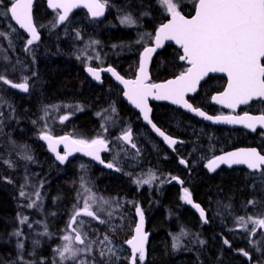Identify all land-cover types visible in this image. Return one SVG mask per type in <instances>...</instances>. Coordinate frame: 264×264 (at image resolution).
<instances>
[{
	"label": "trees",
	"instance_id": "obj_1",
	"mask_svg": "<svg viewBox=\"0 0 264 264\" xmlns=\"http://www.w3.org/2000/svg\"><path fill=\"white\" fill-rule=\"evenodd\" d=\"M114 1L121 9L117 14H131L136 20L133 27L122 26L117 21L118 16H114L113 11L107 5V14L102 21L89 18L87 11L84 9L75 11L70 18L81 15L83 25L78 27L76 24H72L69 26V30L71 34L79 32L84 37L99 40L102 51L107 50L111 43L117 44L119 47L117 51H114L117 55L113 56L111 62L106 64L112 65L123 76L129 77L133 76L138 68L141 52L140 46L133 48V41L141 32L147 31L151 32L150 38H153L155 30L169 17V13L158 4V0ZM173 2L177 4L178 11L190 16L194 13L197 0H173ZM7 6L8 1L6 0L5 7ZM33 14L35 23L40 27L41 32L37 74H39L38 79L42 84L37 87L33 94H17V96L15 93L7 104H0V264L55 263L56 239L42 238L35 241L37 238H34V234L27 232V230L24 232L26 237L23 239L20 236L11 235V230L17 227V224L12 223L11 219L14 214L17 215L20 206L27 200L25 196L20 195L21 191H25L23 173H21L20 168H28L31 165L32 169L39 171V176L36 177V180H33L43 182L48 187V193H50L48 194L46 209L47 216L51 220V225L48 226L50 231L56 232V234L59 233L65 225H68L69 220L67 219L71 217L69 210H66V208L74 201V195L78 190L81 176L75 165L72 169H69L71 162L63 166L57 163L48 154L46 146L40 139L39 133L44 126L42 113L45 108L56 103L82 105L85 110L72 116L70 121L75 123L77 134L88 139L99 129L100 120L95 116V112L101 108L116 106L119 117L124 120L125 116L129 121L133 115L138 116L137 112H134L135 110L121 98L119 90L112 83V80L109 83L106 81L105 86H99L90 79L82 63L77 60L76 46L72 37L65 39V41L62 37V31L59 29L60 27H54L55 29L53 28L50 37L46 34L41 27L42 22L50 20L54 24L57 19L56 11L48 9L45 0L35 1ZM8 20L10 24H13L12 19L8 17ZM76 28L79 30L77 31ZM180 54L181 50L171 44L160 50L154 56L151 65L152 80H165L181 73L185 66L179 59ZM7 72L2 71L0 75L11 80V73L7 74ZM16 79L14 77L12 80ZM205 82L202 84L203 90L200 91V94L203 99L207 98L209 100L206 93L211 90L209 87L211 84L208 81ZM210 94L208 93V95ZM152 106L153 119L164 126L167 131L174 134L179 133L182 136V132L193 129V127H185L179 117L175 116L173 106L156 102H153ZM206 107L211 108L212 106L209 103ZM8 110H11L12 117L15 118H6ZM2 112L5 113V117ZM173 116L174 121L171 120ZM194 126L196 127V125ZM61 129L56 130V134L68 131V128ZM191 143L198 150L200 141L194 139L193 136ZM15 145L19 148L21 145L30 146L22 153L25 156H31L32 159H20L19 156H16L17 150H11L12 166L10 170L9 164L4 161H9L8 149L10 146L12 148ZM105 157H111L110 151ZM77 159L81 158L77 157ZM27 160L30 164L24 163ZM165 166L163 165L167 170L169 167L168 161L165 162ZM85 167L80 171H89L96 184H102V187H104V184L109 185L108 188L105 186L107 190H104V193L116 198L115 202L116 200L120 201L119 195L127 196L129 200H132L129 195L134 196V202L142 199L138 195L132 194L134 188L127 185L122 177L118 178L119 174H115L114 177L103 183L102 180L107 178H104L105 172L102 168L97 167L90 161L87 162V165L85 164ZM196 174L190 182L185 183V186L190 189L195 198L201 199L204 192L208 191L215 196L222 195L223 204L227 207L230 201L238 204L247 200L248 196H254L256 203L260 201L255 208L264 207V183L250 185L238 178L237 176H241V174L234 171L223 173L225 178L218 180L215 176H208L203 183L202 181L205 179L203 176H207L205 171L202 170L200 174ZM179 187L177 183L166 184L157 195L152 197V202L146 204V206H150L149 209H158L159 226L158 230L151 231L150 244L152 245L151 242L157 240V234L159 239L161 238V242L160 245L156 243L157 248H152V246L151 250L150 247L148 248V256L143 264H264V242L258 244L256 242H245L244 240L238 242L232 239L230 236L232 225L228 223L231 222L229 214L224 213L221 219L216 215H208L209 225L203 223L200 217L192 211H188L190 214H177L174 201L178 200L177 191L180 189ZM142 201H144V205L148 202L146 199H142ZM50 215L54 217L52 218ZM230 215L232 214L230 213ZM174 219L178 222L177 224ZM219 222H223L225 225L221 228ZM95 225L96 228L103 230L98 222ZM176 230L180 233V235H177L180 236L178 248L173 247L172 236ZM182 230L186 231L188 235H181ZM93 234L98 235L99 233L95 230ZM119 234H122V231ZM128 234L130 235L131 231ZM221 236L224 239L228 236L227 240L230 242V247L223 243ZM116 237V240L123 241L126 235L122 237V235L117 234ZM21 240H24V242H19ZM201 240L204 241L203 244L199 242ZM21 243L23 248L18 247ZM240 249L248 251L251 260L244 257L239 252ZM61 264H74V262L66 261ZM99 264H128V260L124 259V262L121 263L115 256L106 257L100 259Z\"/></svg>",
	"mask_w": 264,
	"mask_h": 264
},
{
	"label": "snow or ice",
	"instance_id": "obj_2",
	"mask_svg": "<svg viewBox=\"0 0 264 264\" xmlns=\"http://www.w3.org/2000/svg\"><path fill=\"white\" fill-rule=\"evenodd\" d=\"M33 0H8V6L5 9H0V14L8 16L14 20L21 29H25L31 34V38L27 40V44L31 45L34 41L39 40L37 28L34 25L31 14ZM81 2L91 12L92 17H100L104 14L107 0L104 3L101 0H48L50 7L53 9L63 10V13L57 12L58 23L68 19L69 12L76 7H79ZM4 0H0V5H3ZM158 4L164 10L171 14V19L168 23L162 24L155 35L156 46L159 47L164 40H174L183 49V55L180 60L187 61L191 67L185 72L180 73L174 79L168 80L160 84L146 83L148 76L145 71V64L151 54L156 51L154 47L144 49L143 60L140 67V75L135 80H124L113 69L108 71L116 76L127 88L124 95L143 112V118L149 120V112L147 100L149 96H155L158 100H171L173 103L182 105L184 108L198 113L200 116H206L203 111L194 108L186 99L185 96L189 92H195L200 80L209 72L226 73L228 77L227 89L218 96L213 97L220 104H226L229 108H235L238 104L248 103L249 100L255 98H264V0H198V5L195 8V15L191 19L182 15L177 4L173 0H158ZM121 24L134 25L135 19L131 14H126L120 19ZM56 24H53L55 27ZM151 35V34H148ZM88 71L100 80L99 71L89 68ZM0 81L27 92L29 85L27 78H24L23 83L13 84L6 77L0 75ZM155 90V92L153 91ZM115 112V108H112ZM101 115V113H97ZM209 120H224L229 123H242L250 129H255L257 124L264 125V115L253 117L245 114L243 117L231 116H207ZM62 119H68L67 116ZM152 128L163 137L169 144L174 145L177 141L167 136L163 131L152 124ZM41 138L48 142V148L56 153V158L63 162L72 152H86L87 155L93 156L96 160H100V151L107 147V142L102 138H96L91 142L84 139H70L67 136L53 138L51 135L42 133ZM123 141L131 144L132 148L136 145L132 143L131 129L123 133L122 137H118ZM64 144L68 151L64 155H60L57 151V146ZM25 159L31 160V156H25ZM11 167V162L4 161ZM103 163V161H100ZM180 163L186 165V161L181 160ZM221 163L229 165L245 164L249 169H260L264 165V155L257 152L256 149L240 150L238 152L227 153L224 156H218L208 161L207 168L211 171ZM107 167H114L109 163ZM149 178L146 180H137V184H151L156 179L154 173L149 172ZM264 175V174H262ZM173 179H178L173 177ZM182 183V182H181ZM88 193L87 199L84 200L83 208L75 213L72 217V222H76L77 217L83 213L87 217H92L95 220L105 223L101 220L96 212L92 211V205L96 204L100 211H103V205L110 204L109 200L103 197H97L90 189H85ZM21 196L25 193L21 191ZM182 199L189 205L193 204L192 195L189 189L184 188ZM250 205L256 201L250 200ZM32 205H29L31 207ZM200 210V216L204 217L205 212L200 208L199 204L194 205ZM140 220L135 228V235L126 241L130 245L131 257L130 264H137V258L143 264L146 258V241L147 234L143 231L144 218L143 213L137 208ZM112 215L111 212L108 213ZM26 219V218H25ZM238 227L248 230V225L251 223L254 227L251 229L252 235L255 234L256 226L264 228V219H254L249 217H237ZM23 222V221H21ZM206 222V221H205ZM83 225V221H80ZM75 236L65 235L63 240L66 242L62 247L58 248L60 261L76 260L81 252H91V244L85 248L74 247L73 239L79 242L80 245L85 244V240L81 234L72 229ZM15 235L19 236L17 232ZM181 235L186 236L188 233L184 230ZM105 239H108L106 236ZM173 247L178 248L180 236L173 237ZM201 244L204 241H199ZM223 243L230 247V242L224 239ZM250 243H253L250 241ZM18 247L23 248V244ZM259 250V249H257ZM113 256L115 251L108 249ZM239 252L251 260V255L248 251L240 249ZM103 257L105 253L100 252ZM119 259V257H117ZM80 264H87L81 260Z\"/></svg>",
	"mask_w": 264,
	"mask_h": 264
},
{
	"label": "rangeland",
	"instance_id": "obj_3",
	"mask_svg": "<svg viewBox=\"0 0 264 264\" xmlns=\"http://www.w3.org/2000/svg\"><path fill=\"white\" fill-rule=\"evenodd\" d=\"M8 1V0H7ZM105 2V0H103ZM5 2L4 0L3 5H0V9H5ZM110 10L113 11L114 16H118V20L120 23L121 17L126 15L124 14H117L118 11H121L119 9L118 4L114 0H107L106 3ZM58 11H56L57 14ZM132 16V15H131ZM133 17V16H132ZM56 21L54 24H56L55 27H60V31H62V37L63 39H68L72 37L75 42L76 46V55L77 60L82 63L83 68L89 66V65H103L106 63H110L111 60L114 58L113 56H116L117 54L114 53V51H117L118 45L111 43L107 50L102 51L101 43L99 40L91 39L89 37L82 36L81 33L76 32L75 34H71L69 30V26L72 24H76L78 27L83 25V19L81 15H77L73 18H70L66 22H59L58 23V17L56 15ZM136 21V20H135ZM10 21L8 20V16H4L0 14V40L1 42H5V48L8 50V47L11 46V55L6 53V56H2L0 58V63L7 64L8 61L11 60V70L7 72L11 73V80L17 78L18 80H21L24 82V78H27V82L30 83V93L33 94L38 86H41L40 79H38L39 74H37V64L40 57V51H39V43L33 42V44L29 45L27 44V40L29 39L23 31H21L17 26L13 23L10 24ZM121 24V23H120ZM125 27H133L134 25H126L121 24ZM62 26V27H61ZM42 29L46 32V34L50 37V33L53 31V24L50 20H44L41 24ZM40 28V27H39ZM41 29V30H42ZM55 29V28H54ZM77 31L79 30L76 28ZM151 32H141L140 35L136 37V39L133 41V45L135 47L140 46V50H142L144 45H148L151 43L153 38H150ZM66 41V40H65ZM130 45V44H129ZM142 46V47H141ZM10 51V50H9ZM18 52V53H16ZM21 53V55H19ZM121 53V52H120ZM25 56H24V55ZM24 58V61L23 59ZM30 66V67H29ZM0 69H3L2 66H0ZM6 72V71H4ZM9 79V78H6ZM15 81V80H14ZM0 88L3 90H0V104H7L9 101H11L12 94L9 91V89L6 87L5 83L3 81H0ZM7 91V92H6ZM9 91V92H8ZM8 95V96H7ZM9 97V98H8ZM115 108V112L112 111V108ZM85 110V108L78 104L74 105L72 103H56L51 104L47 106L42 113V123L44 124L43 129L47 130L44 131L43 129L40 131L39 136L41 133H51L56 135V130H62L68 128L67 133L71 134L73 138L75 139H84L87 141H91L93 139H96L101 137L109 144V150H110V158L111 160L117 162L116 165L119 168L118 172V178L122 177L127 182V185L134 188V191L132 194L138 195L139 198L146 199L148 202L145 203L142 201V199H139L138 201L134 202L133 197L129 195V197L132 200H129L127 196L119 195L120 201L116 200L113 196L105 195L104 190H107L109 185H105L102 187V184H96L94 179L89 174V171L83 170L80 171L85 167V164L87 165L88 160L85 158L77 159L74 161H71V164L69 166V169H72L74 165L76 166V170L79 171L81 180L78 187V190L76 194L74 195V201L72 204L66 208V210H69L70 215L72 216L73 213H75L77 210L83 208L84 200L87 199L88 193L85 191V189H90L92 193H95L97 197H103L106 200H109L111 203L107 205H103V211H100L98 206L96 204L92 205L93 211L97 213L101 217L102 220L105 221V223H98L101 225L100 228H96L95 223L96 221L91 218L87 217L86 215H80L76 222L75 227L77 230L81 233L82 238L85 240L84 245L78 244L73 239V245L74 247L79 248H85L89 244H91V252H81L76 260H68L70 262H74V264H80L81 260H84L87 262V264H99L100 259L106 258V257H114L111 253H109L108 249L111 248L115 251L116 255L115 258L119 257V260L121 263L124 262V259H127L129 261L130 256V250L125 245L124 241L127 240L129 237L133 234V227L135 225V221L137 219V208H141L140 211H142L143 215L147 218L148 224H149V230L150 232L154 230H158V209L155 208H148L150 206H146V204H150L149 202H152V197L157 195L161 188L164 187L166 184L172 183L171 181H174L175 179H172L169 181V177L162 178V176H158L154 171L151 169L153 168L151 165H148L147 163L140 162L139 155L130 151L125 144L122 142L121 139H118L120 135L125 131L124 128L127 125L126 120L122 119L118 115V110L116 106L107 107V108H101L97 112H95V116L99 118V129L96 130L95 134L91 138H85L81 135L77 134V131L75 130V123L69 120L61 125L59 123V120L64 115H77L78 113H81ZM97 113H101V115H97ZM5 113L2 112V115ZM71 116V117H72ZM8 119H13L11 114V110L7 111ZM6 120V119H5ZM45 122V123H44ZM66 125V126H65ZM47 127V128H45ZM50 129V131H48ZM66 133V132H64ZM30 147V146H29ZM29 147H26L24 145H21L20 148L14 147L8 149V158L11 162V150H17L16 156H19L20 159H25V154L22 153L23 150L28 149ZM30 150V149H29ZM22 157V158H21ZM127 160L126 162H124ZM129 160V161H128ZM21 161V160H20ZM122 162V165L120 164ZM20 163V162H19ZM24 163H28L27 161H24ZM11 170V167H10ZM19 170V169H18ZM21 173H23L24 178V187H25V197L26 201L23 203L20 208L19 212L11 219L12 223H16L17 227L16 229L11 230V235L14 236L15 233L19 232L20 237L23 239L26 237V234L24 233L26 230L29 233L34 234V238H37V240L43 239H56L57 245L55 247V263L54 264H61L63 261H60L58 251L57 249L62 247L66 242L63 240V237L65 235H71L74 238V233L68 228V225L64 226L59 233L56 234L50 231L49 227L51 225V220L48 218L46 204L48 199V187L45 183L40 181H34L36 180V177L39 176V171L36 169H32L31 165L28 166V168H20ZM19 172V171H18ZM149 172L154 173L156 176V179H154L151 184H137V180H146L149 178ZM17 173V172H16ZM20 174V173H19ZM164 175V174H163ZM34 177V178H33ZM111 177L114 176H105L104 178H107L105 180H102L103 183H105L108 179H111ZM117 178V179H118ZM107 186V188L105 187ZM112 189V188H111ZM47 192V193H46ZM108 196V197H107ZM47 197V198H46ZM23 199V200H24ZM115 202V203H114ZM260 203L258 201L255 204ZM29 205H32L29 207ZM264 207H258L257 209L253 210L250 213L247 214H236L234 215H228L231 219V222L229 221V225H232L230 227V230L234 226H238L237 223V217H245V219H248L249 217H252L254 219H264ZM111 212L112 215L109 216L108 213ZM223 215V214H222ZM222 215H216L218 218H222ZM52 217V215H50ZM54 217V216H53ZM52 217V218H53ZM26 218V219H25ZM70 217L67 219L69 220ZM23 221V222H21ZM80 221H83V225L80 224ZM254 227L251 223L248 225V230H245L243 228H240V234L241 238L243 237V240L245 242H256L260 244V242H264V229L256 226L255 234L252 235L251 229ZM98 231L97 234H93V231ZM101 231V232H100ZM122 231V234H119ZM131 231V234L129 235L128 232ZM180 231V230H179ZM151 232V234H152ZM122 235L126 238L123 241L116 240V235ZM129 236H128V235ZM157 234V232H156ZM177 235H180L179 232H176L173 234V237H176ZM17 236V235H16ZM31 236V235H30ZM108 237V239H105V237ZM31 238V237H29ZM33 238V240H34ZM156 241L151 242L152 245L149 242L150 250L151 246L152 248H157V245H160L161 238L159 239L158 234L156 235ZM34 241V242H35ZM19 242H24V240H21ZM157 243V245H156ZM103 251L105 255L102 257L100 255V252ZM137 264H141L139 259H137Z\"/></svg>",
	"mask_w": 264,
	"mask_h": 264
},
{
	"label": "flooded vegetation",
	"instance_id": "obj_4",
	"mask_svg": "<svg viewBox=\"0 0 264 264\" xmlns=\"http://www.w3.org/2000/svg\"><path fill=\"white\" fill-rule=\"evenodd\" d=\"M5 42L6 41L1 42L0 40V58H1V55L6 56V53L11 55V46L8 47V50H6V48L4 47ZM181 54H182V51H181ZM182 62L185 66L183 71H185L189 65L186 64L184 61ZM263 63H264V60H263ZM107 65L109 64H103V65H98V66L89 65V66L101 68ZM0 66L3 67V69H0V72L10 71L11 70V60L8 61L7 64H5L4 62L0 63ZM85 71H86V67H85ZM134 76H135V73L133 76H129V77H134ZM102 79H103L102 85L97 84L92 79L91 80L99 86H105L106 81H108L107 83H109L110 80L113 81L111 76L104 72H102ZM205 81L206 82L208 81L209 84H211V86H209L211 90L206 93V96L209 98V100L207 98L203 99L202 95L200 94V91L203 90L202 84ZM205 81L201 83L197 92L187 95V99L193 104L194 107L201 108L212 116H218V115L242 116V115L247 114L253 117H256V116L258 117V116L264 115V98L253 99L247 105L240 106L237 109H226L220 105L213 103L212 96L215 93L221 92L224 89L227 79L225 76H222V75H209ZM15 82H23V81L16 79ZM152 82H156V81L152 80ZM27 83L29 84V86H31L29 82ZM112 83L116 85L115 87L119 90L121 98L123 99L122 87L118 85L117 83H115L114 81ZM5 85L8 87L6 83ZM9 90L10 92L12 91V93H10L12 95L15 93L16 95L22 94L12 89H9ZM29 93H30V90L27 94ZM208 93H211V94L208 95ZM153 102H156V101H151V105ZM156 103H165L170 106H173L166 102H156ZM209 103L212 106L211 108L206 107L209 105ZM173 109H174L173 113L175 114L176 117H179V119L184 123L183 125L185 127H193V129L187 130V132H182V136L179 133L174 134V133L167 131V129L164 126L160 125L158 121H156L152 117L153 121L161 129H163L166 133H168L169 135L173 137L180 139V141L176 145H174L173 149H170L169 147H167L165 143L152 132L151 128L148 125L144 124L142 117L138 111H134V112H137L138 116L136 114L135 116L133 115L130 121L127 119V116H125L127 125L124 128L125 130L124 132L131 129L132 143L136 145V148H132L131 144H127L124 141L122 142L125 144V146L130 151L139 155V160L141 159V161H139L140 165L141 163H143L142 164L143 166H144V163L151 165L153 167L151 169L152 171H154L158 176H162V178H165L167 175V177H169V181H171L173 177L178 178V179H175L174 181H171L172 183H177L178 186H180L179 187L180 189L177 191L178 200L174 201L176 205L175 211L177 214L179 215L190 214L188 213V211H192L194 214H197V212L192 208V206L187 204L182 199V197H183L184 188H187L185 186V183L190 182L192 178H194L197 175L196 173L200 174L202 170H204L205 173L207 174V176L206 175L203 176L205 177V179L202 181L203 183L205 182V180H207L208 176L210 177L215 176L218 180L221 178H225L223 176V173H227L230 171H234L235 173L238 172V174L240 173L241 176H237V177L241 178V180H243L244 182L250 185L252 184L255 185V183H264V175H262L264 174V166H262L260 170H256V169L250 170L246 167L227 168L225 166H221L215 171H211L206 167V164L208 163L209 160L214 159L215 157H218L220 154L233 150V149L256 148L261 155H264V128L262 126L256 125L255 129L250 130L243 126L229 128L226 126L213 125L182 110L179 107L173 106ZM152 114H153V110H152ZM173 118L174 116L171 118V120H173ZM194 125H196V127ZM41 134H40V138H41ZM63 134H67V132L66 133L62 132L60 134H56V135L53 134V135L60 136ZM193 136H194V139H198L200 141L198 150L195 149L194 148L195 145L193 146V144L191 143V139L193 138ZM60 151L62 154L64 153V150L62 148ZM109 151L110 150L108 148V150L102 154L103 158L108 163H111L114 166H116L118 164L117 162L111 160L110 157L109 158L105 157ZM77 157H80V156H75L74 158L70 159L66 164H68L71 161L76 160ZM82 158L84 157H81V159ZM181 160L186 161L187 162L186 165L180 163ZM126 161L127 160H125L124 162ZM166 161H168V164H169V167L167 170L165 168ZM120 164L122 165V162H120ZM60 165H63V164H60ZM163 165L165 167H163ZM102 169L104 170L105 172L104 174L107 177L110 175L114 176L115 174H118L119 172V170L113 171V170L105 169V168H102ZM191 195H192L194 202L198 203L205 210L206 216L218 215V214L222 215L224 213L226 214L233 213L234 215L240 214V213L247 214L256 209L255 208L256 204L250 205L248 203L250 200L254 201V196H248L247 200L243 201L242 203H238V204L235 203L236 205L232 201H230L227 204V207H225L223 204L222 195L215 196L214 194L208 191L204 192V195L201 199L195 198L192 192H191ZM174 220L176 222V219ZM177 223L178 222H176V224ZM205 224L209 225L210 222L205 223ZM219 225L222 228L223 225L225 224L223 222H219ZM230 236L232 239H235L238 242L240 240H243V237L241 238L240 229L237 225L231 228ZM221 238H222V241H224V238L222 236ZM227 238L228 236L225 239Z\"/></svg>",
	"mask_w": 264,
	"mask_h": 264
},
{
	"label": "water",
	"instance_id": "obj_5",
	"mask_svg": "<svg viewBox=\"0 0 264 264\" xmlns=\"http://www.w3.org/2000/svg\"><path fill=\"white\" fill-rule=\"evenodd\" d=\"M35 1H36V0H33V2H32L31 14H32V17H33L34 25H35L36 28H37V32H38V34H39V37H41V33H40V31H39V29H38V27H37V24L35 23V20H34V14H33V9H34ZM45 1H46V5H47L48 9H50V10H57V9H53L52 7H50V5H49V3H48V0H45ZM101 2L104 3L102 0H101ZM197 5H198V1H197V3H196V6H197ZM196 6H195V8H196ZM79 9H84V10H86L90 18H92V19H96V20H98V21L103 20V19L106 17V14H107V5H106V6H105V10H104V14H103L102 16H100V17H92V16H91V12L89 11V9H88L87 7H84V6H83V2H81V4H80L79 7L73 8V9L69 12V14H68V19L70 18V16H71L76 10H79ZM58 11L60 12V14L63 13V10H62V9H60V10H58ZM179 12H180V11H179ZM180 13H181L182 15H184L186 18L191 19L192 16L195 15V10H194V13H193L192 15H190V16H188V15L182 13V12H180ZM68 19H67V20H68ZM170 19H171V14H169V17H168L163 23H161V24L159 25V27L156 29L155 34H154V37H153V40H152V43L149 44V45H147V46H145V47L142 49V51H141V53H140V58H139V66H138V68H137V71H136V74H135L134 77L127 78V77L123 76V75H122V74H121L116 68H114V67L111 66V65L104 66V67H101V68H97V67H93V66H87V67H86V72H87V74H88V75L91 77V79H92L93 81H95L97 84H102V83H103L102 72L107 73L108 75H110L111 78L113 79V81L122 87V89H123V93H122L123 100H124L125 102H127V103H128L133 109H135L136 111H138V112L140 113V115H141V117H142V120H143L144 124L148 125V126L151 128L152 132H153V133H154L159 139H161V140L165 143V145H166L167 147H169L170 149H173V148H174V145H176V144L180 141V139H178V138H176V137H173V136L169 135L168 133H166L163 129H161V128H160V127H159V126L153 121V119H152V110H153V108H152V105H151V101H156V102H166V103H169V104H171V105H173V106H175V107H179V108H181L182 110H184V111H186V112H188V113H190V114H192V115H194V116L200 118L201 120H203V121H205V122H207V123L213 124V125L226 126V127H229V128H234V127L243 126V127H246L247 129H250V128H248V127L246 126V124H242V123H229V122L224 121V120L217 121V120H215V119H213V120H209V119H207L206 117H207V116H212V115L208 114L207 112H205V111H204L203 109H201V108L194 107L193 104L187 99V95H189V94H193V93L197 92L198 89H199L200 84H201L203 81H205L209 75H222V76H225L226 79H227L224 89H223L221 92L215 93V94L212 96V101H213V103H215V104H217V105H220V106H222V107H224V108H226V109H237V108L240 107V106H245V105H247V104L250 103V101H252L253 99H259V98H255V97H254L253 99L249 100L248 103H241V104H238L235 108H229L226 104H220L218 101L214 100L213 97L218 96L220 93H223V92L227 89V86H228V77H227V74H226V73H222V72H209V73H207V74H206V75L200 80V82L198 83V85H197V87H196V91H195V92H189V93H187L186 96H185V99H186V100H187V101H188V102H189L194 108H197V109H199L200 111H203V112L206 114V116H200V115H198V113H196V112H192L191 110L184 108L182 105L175 104V103H173L171 100H158V99H155V96L153 95V96H149V97H148V100H147L148 108L150 109V112H149V120L151 121V123H149V121L144 120L142 110H141L140 108H137V107H136V106H135V105H134V104H133V103H132V102H131V101H130L125 95H124V93L127 91L126 86H125L120 80H117V79H116V76L113 75L112 72H109V71H108L109 68L113 69L114 72H115L116 74H118L120 77H122L124 80H135V79L140 75V71H139V70H140V67H141L142 60H143L144 49L147 48V47H154V48H156V51H154V52L151 54L150 58L148 59L147 63L145 64V71H146L147 76H148V79H147L146 83H148V84H153V83L151 82V72H150V67H151V64H152L153 58H154V56H155L156 53H158L160 50H162L166 45L171 44V45H175V46H177L178 48H180L181 51H182V54H181V55H183V49H182V47H181L179 44H177L174 40H164V41L161 43V45H160L159 47L156 46V41H155V35H156V33L158 32L160 26H161L162 24H166V23H168ZM67 20H66V21H67ZM12 21H13V23H14V24H15L20 30H22V31H23V32H24L29 38H31V34H30V33H28L25 29H21V28L19 27V25H18L14 20H12ZM66 21H64V22H66ZM39 40H40V38H39ZM39 40H36V41H39ZM181 61H184L186 64H188V65H189L188 68L191 67V65H190L187 61H185V60H181ZM262 62H263V60L261 61V63H262ZM89 68H92V69H94V70L99 71V74H100V80H96L95 77L92 76V74L88 71ZM188 68H187V69H188ZM187 69H186V70H187ZM186 70H185V71H186ZM185 71H182V72H185ZM182 72H181V73H182ZM179 74H180V73H179ZM179 74H177V75H179ZM177 75L172 76V77H169V78H167V79H165V80L156 81V82H154V83H155V84L165 83V82L168 81V80L174 79ZM10 81H11V80H10ZM12 82H13V84L23 83V82H15V81H12ZM7 85H8V84H7ZM28 85H29V84H28ZM8 87H9L10 89H12V90H14V91H16V92L22 93V94H27V93L29 92V90H30V86H29V89H28L27 92H24V91L21 90V89H18V88L12 87L11 85H8ZM153 91L155 92V90H153ZM65 116H67L68 119H69V116H68V115H65ZM218 116H231V117L239 118V117H243V116H245V115H242V116L218 115ZM248 116H250V115H248ZM63 117H64V116H63ZM212 117H217V116H212ZM256 117H257V116H256ZM68 119L64 120V119H62V117H61L60 122H61V123H65ZM152 124H155L156 127L159 128L161 131H163L167 136H169V137L175 139V140L177 141V143L174 144V145H169V144L163 139V137H161V136L155 131V129L152 128ZM257 125H260V126H262V127L264 128V125H261V124H257ZM250 130H253V129H250ZM47 134L51 135L53 138H59V137L67 136V137H69L70 139H75V138H73V137H72L70 134H68V133H67V134H63V135H60V136H54V135H52V134H50V133H47ZM122 135H123V134H122ZM122 135H121V137H122ZM121 140H122V139H121ZM42 141H43L44 144L46 145V148H47L48 153H49V154H50V155H51L56 161H58L60 164H63V165H64V164H66L70 159L74 158L75 156H81V157H84V158H86V159H89V160L93 161L98 167L105 168V169H110V170H113V171H118V168L115 167V166L112 167V168L107 167L108 163L103 159L102 154H103L104 152L107 151V149H108V144H107V147H106L105 149H102V150L100 151V153H99V155H100V160H96L93 156H89V155H87L86 152H72L70 155H68V157H67V159H66L65 161L61 162V161H59V160L56 158V153H53V152L48 148V142H47L46 140H44V139H42ZM122 141H123V140H122ZM124 142L127 143V144H129V143L126 142V141H124ZM61 148L64 150V153H63V154H62L61 151H60ZM248 149H256V148H239V149H233V150L227 151V152H225V153H222V154H220L219 156H224V155H226L227 153L238 152V151H240V150H248ZM256 150H257V149H256ZM57 151L59 152L60 155H64V154L68 151V149L66 148V146H65L64 144H60V145L57 146ZM257 152H259V151L257 150ZM100 161H103V163H101ZM207 164H208V163H207ZM207 164H206V167H207ZM221 166H225V167H227V168H232V167H246V168H248V166L245 165V164H233V165H229V164H226V163H221V164H219V166H218L216 169L220 168ZM262 166H264V165H262ZM262 166H261V167H262ZM216 169H215V170H216ZM248 169H249V168H248ZM260 169H261V168H260ZM260 169H256V170H260ZM250 170H255V169H250ZM192 200H193V198H192ZM195 204H198V203L194 202V200H193V204L191 205L192 208L197 212V214L199 215V217H200L201 219H203L204 221H206V223H207L208 221H207V217H206V212H205V210L200 206V208L203 209L204 212H205V216H204V217H201V216H200V210L194 207ZM78 211H79V210H78ZM92 211H93V210H92ZM94 212H95V211H94ZM81 214H83V213H81ZM74 215H75V214H74ZM74 215H73V216H74ZM137 215H138V217H137V220H136V223H135L134 229H133V234H132V236L135 235V231H134V230H135L136 226L139 224V220H140L139 212H138ZM143 218H144L143 231L147 234V241H146V245H145V247H146V258H145V260H146V259H147V256H148V245H149V240H150L151 232L147 229V219H146L144 216H143ZM97 221H98V220H97ZM74 223H75V222H72V218H71L70 223H69V228H70L71 230H72V229H76V228L74 227ZM76 231H77V229H76ZM77 232H78V231H77ZM132 236H131L130 238H128L127 240L131 239ZM127 240H126V241H127ZM126 241H125V245L130 249L131 246L128 245V244H126ZM76 242H77V241H76ZM77 243L79 244V242H77ZM130 257H131V250H130ZM130 257H129V258H130ZM128 264H130V259H129Z\"/></svg>",
	"mask_w": 264,
	"mask_h": 264
},
{
	"label": "bare ground",
	"instance_id": "obj_6",
	"mask_svg": "<svg viewBox=\"0 0 264 264\" xmlns=\"http://www.w3.org/2000/svg\"><path fill=\"white\" fill-rule=\"evenodd\" d=\"M16 53H18V52H16ZM19 55H21V53L19 54ZM24 55V54H23ZM25 56V55H24ZM23 59V61H24V58H22ZM30 67V66H29ZM105 75V74H104ZM95 83V82H94ZM102 85V84H101ZM0 90H2L1 88H0ZM3 91V90H2ZM7 92V91H6ZM9 92V91H8ZM11 93H12V91H11ZM14 93V92H13ZM35 93V92H34ZM29 95H30V93H29ZM8 96V95H7ZM14 96H16V95H14ZM9 98V97H8ZM82 113V112H81ZM72 116V115H71ZM79 116V115H78ZM18 117V116H17ZM15 118V117H14ZM23 120V119H22ZM30 121V120H29ZM15 122V121H14ZM16 123V122H15ZM18 123V122H17ZM26 123V122H25ZM33 123H35V122H33ZM45 123V122H44ZM60 123V122H59ZM30 124V123H29ZM64 124V123H63ZM62 123H61V125H63ZM13 125H14V123H13ZM16 125V124H15ZM21 126H22V123L20 124ZM43 125V124H42ZM8 126V125H7ZM15 127V126H14ZM44 127V126H43ZM42 127V128H43ZM8 128H10V127H8ZM20 129H21V127H19ZM28 128V127H27ZM31 128V127H30ZM45 128H47V127H45ZM15 129V128H14ZM48 129V128H47ZM46 129V130H47ZM25 130V129H24ZM44 130V129H43ZM46 130H44V131H46ZM19 131V130H18ZM48 131H50V129L48 130ZM7 132V131H6ZM5 132V133H6ZM47 133V132H46ZM6 135V134H5ZM7 137V136H6ZM97 138V137H96ZM99 138H101V137H99ZM89 142H91V141H89ZM47 193V192H46ZM50 193V192H49ZM48 193V194H49ZM47 198V197H46Z\"/></svg>",
	"mask_w": 264,
	"mask_h": 264
}]
</instances>
